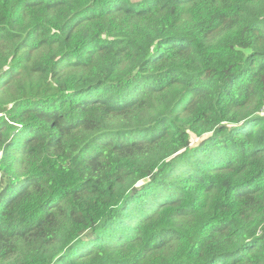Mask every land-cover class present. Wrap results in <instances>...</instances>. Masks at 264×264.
Here are the masks:
<instances>
[{
    "label": "trees",
    "instance_id": "16d2710c",
    "mask_svg": "<svg viewBox=\"0 0 264 264\" xmlns=\"http://www.w3.org/2000/svg\"><path fill=\"white\" fill-rule=\"evenodd\" d=\"M264 0H0V264H264Z\"/></svg>",
    "mask_w": 264,
    "mask_h": 264
},
{
    "label": "built area",
    "instance_id": "2783aa9c",
    "mask_svg": "<svg viewBox=\"0 0 264 264\" xmlns=\"http://www.w3.org/2000/svg\"><path fill=\"white\" fill-rule=\"evenodd\" d=\"M261 114L264 116V109L262 110Z\"/></svg>",
    "mask_w": 264,
    "mask_h": 264
}]
</instances>
